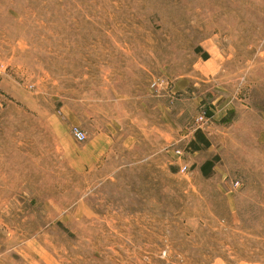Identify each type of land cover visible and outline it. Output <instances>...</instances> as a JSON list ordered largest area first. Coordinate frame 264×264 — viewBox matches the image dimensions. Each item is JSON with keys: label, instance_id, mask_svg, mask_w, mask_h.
Instances as JSON below:
<instances>
[{"label": "rangeland", "instance_id": "1", "mask_svg": "<svg viewBox=\"0 0 264 264\" xmlns=\"http://www.w3.org/2000/svg\"><path fill=\"white\" fill-rule=\"evenodd\" d=\"M0 264H264V0H0Z\"/></svg>", "mask_w": 264, "mask_h": 264}, {"label": "trees", "instance_id": "2", "mask_svg": "<svg viewBox=\"0 0 264 264\" xmlns=\"http://www.w3.org/2000/svg\"><path fill=\"white\" fill-rule=\"evenodd\" d=\"M199 140L206 146L207 145V141L203 138V137H199ZM193 143V142H192ZM194 148H198V146H195V142H194ZM213 166L212 162H206L204 165H202L201 167V172L203 175L208 176L210 174V170Z\"/></svg>", "mask_w": 264, "mask_h": 264}, {"label": "built area", "instance_id": "3", "mask_svg": "<svg viewBox=\"0 0 264 264\" xmlns=\"http://www.w3.org/2000/svg\"><path fill=\"white\" fill-rule=\"evenodd\" d=\"M75 137L77 138V140L79 141H83L85 139V134L76 128V130L74 131Z\"/></svg>", "mask_w": 264, "mask_h": 264}]
</instances>
